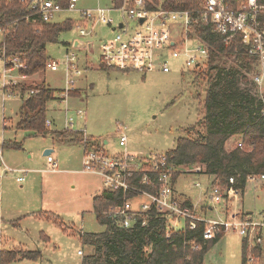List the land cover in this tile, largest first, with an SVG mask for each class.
Listing matches in <instances>:
<instances>
[{"label": "rangeland", "instance_id": "1", "mask_svg": "<svg viewBox=\"0 0 264 264\" xmlns=\"http://www.w3.org/2000/svg\"><path fill=\"white\" fill-rule=\"evenodd\" d=\"M107 6H111V0H79L77 9ZM109 16L117 20L121 13L111 11ZM80 20L77 10L64 11L55 17L57 24L72 23V28L62 31L56 42L47 44V57L59 63L56 71L45 68L25 78L19 76V70L6 73L4 59L9 57L6 58L3 48L0 49V169L9 166L26 171V174L9 171L0 181V251L41 250L42 258L37 264H81L83 258L93 252L91 246L82 243L80 234L105 230L97 220L92 203L93 197L102 191V180L84 171L82 143L61 145L49 135L32 130L15 133L23 102L21 89L15 87L29 88L44 80L56 90V98L47 105L46 120L52 122L49 129L64 130L67 117H73V129L84 131L90 140L111 155L125 151L142 158L166 154L176 146L177 139L186 134L184 129L194 126L203 116L207 79L204 76L196 78L195 72L184 68L183 57L169 58L172 68L169 73L155 70L145 75L137 71L106 69L100 62V43L110 38L113 31L99 24L96 36L84 38L77 29ZM2 38L0 32V42ZM76 40L93 42L92 50L73 47ZM72 52L77 55L81 71L70 87L77 92L69 93L66 99H58L59 91L67 88L65 55ZM207 63L204 62L198 71L206 69ZM226 65H234V61L227 59ZM247 85L258 93L253 82ZM28 93L26 90L24 98ZM120 125L127 136L126 146L119 143ZM15 138L22 144L21 150L2 146L4 139ZM239 140L238 136L229 138L225 148L231 150ZM48 149L54 150L53 156L58 162L54 170L44 155ZM197 168L189 173L181 172L177 177L174 184L177 193H181L178 198L189 197L194 203L210 202L207 192L213 177L199 173ZM23 175L25 180L18 182L16 178ZM197 183L201 185L196 186ZM263 208V192L255 182L248 181L244 194L240 193L235 200H226L216 206L217 211L207 212V216L223 215L231 221L234 213L241 215ZM42 210L57 215L65 228L50 218L33 216L34 212ZM222 228H225L224 236L206 253L204 264H243V238L225 226L217 228L216 235ZM42 233L49 241L41 238ZM15 264L36 263L26 259ZM248 264H264V259Z\"/></svg>", "mask_w": 264, "mask_h": 264}, {"label": "built area", "instance_id": "2", "mask_svg": "<svg viewBox=\"0 0 264 264\" xmlns=\"http://www.w3.org/2000/svg\"><path fill=\"white\" fill-rule=\"evenodd\" d=\"M10 3L13 0H0ZM30 10L28 20H41L53 23L58 13L77 10L80 23L77 25L81 37L96 36V26L107 25L113 35L101 40L100 62L106 69L120 71H137L148 74L155 70L164 73L171 72L169 58L183 57V67L188 71L199 68L210 57V46L200 35V28L210 25L213 32L224 37L225 41L241 35L248 52L256 60L257 70L251 75L258 96L264 104V0H111V6L96 9H77L79 0H20ZM121 13L117 20L110 18L109 13ZM143 20V21H141ZM0 32H5L3 29ZM93 43V42H92ZM94 45V43H93ZM74 47V46H73ZM5 72L25 68L20 57L13 56L4 59ZM65 70L67 88L59 93L61 99H66L75 77L81 74L78 58L75 53L65 55ZM59 63L47 59L45 68L56 71ZM25 78V74H20ZM80 115L82 111L78 112ZM262 113L264 114V108ZM66 129L74 130V118L67 117ZM47 127L52 122L46 120ZM120 145L126 146L127 136L118 127ZM83 132V169L97 175L102 180V190L122 192L127 196L121 204L114 206L109 217L125 229L137 224L147 225L149 213L155 209L167 220V234L186 227L194 230L198 222L204 224V240L213 239L216 229L225 226L239 234L247 243L248 263L264 259V209L256 212L234 213L231 221L227 216H207V212L217 211L216 206L235 200L241 193L233 186L234 177L229 178V185L211 183L208 189L210 202L194 203L180 200L173 182L176 167L168 163L166 154H155L151 157H138L129 152L115 155L108 154L103 147L96 146L93 140ZM239 147H243L239 140ZM1 153V150H0ZM47 161L54 170L57 160L47 155ZM198 172L200 173V169ZM26 174L25 170L5 166L0 169V181L9 171ZM137 174H140L137 177ZM18 182H23L25 176H18ZM248 181L255 182L264 189V174H253ZM158 190L151 192L141 185H149ZM196 186L201 184L197 183ZM255 250L261 256L254 254ZM81 254V251H78Z\"/></svg>", "mask_w": 264, "mask_h": 264}, {"label": "trees", "instance_id": "3", "mask_svg": "<svg viewBox=\"0 0 264 264\" xmlns=\"http://www.w3.org/2000/svg\"><path fill=\"white\" fill-rule=\"evenodd\" d=\"M67 4V0H63V5ZM28 14L30 10L20 0L10 3L1 1L0 31L5 29V32L0 49L3 48L6 58L20 57L26 66L19 72L32 76L45 70L47 44L56 42L62 31L72 28V23H46L39 19L33 22L27 19ZM262 19L264 20V15ZM200 32L210 46V57L206 69L198 71L199 67L190 72H195L196 78L204 76L207 79L208 87L202 102L203 116L194 126L184 129L186 134L179 137L176 146L166 153L168 163L176 167L173 182L181 172L189 173L194 171L193 168L199 167L200 173L213 177V183L229 185V178L234 177L233 186L244 194L248 177L264 174V104L258 93L247 85L252 82L248 76L257 70L256 60L249 54L241 35L225 41L223 36L213 32L210 25L202 26ZM227 59H232L234 65H226ZM15 88L21 89L23 97L16 129L33 130L37 134L50 135L63 142H82L81 131H58L47 127V105L56 98V90L50 88L44 80L29 88L22 89L20 85ZM26 90L29 93L24 98ZM75 92L77 91L72 89L69 91L70 94ZM58 99L61 98L58 96ZM234 136L240 137L243 147L236 145L227 150L225 143ZM3 145L15 149L21 147L20 143L10 140H6ZM141 186L151 192L159 188V184L155 188ZM127 196L129 194L106 190L94 196L93 208L97 220L105 226V230L101 233L80 234L82 243L93 249L81 264H204L206 253L224 236L225 228H222L213 239L204 240L205 226L198 222L194 230L187 224L166 237L167 220L155 209L149 213L147 225L122 228L108 214ZM36 216L50 218L65 228L57 215L39 212ZM41 238L49 241L44 233ZM254 253L261 256L259 250ZM41 258V250L15 248L0 252V264H15L26 259L37 264ZM243 264H248L245 240Z\"/></svg>", "mask_w": 264, "mask_h": 264}, {"label": "crops", "instance_id": "4", "mask_svg": "<svg viewBox=\"0 0 264 264\" xmlns=\"http://www.w3.org/2000/svg\"><path fill=\"white\" fill-rule=\"evenodd\" d=\"M4 124L6 125V122H4ZM4 129L5 130H7L8 129V127H7V125H6V127L4 126ZM15 129H16V127H15ZM66 129V128H65ZM17 131H19L18 129H16V131H15V133H17ZM21 131H24V130H21ZM29 131H31V130H29ZM61 131V130H60ZM76 131V130H75ZM32 132H34L35 133V131H33L32 130ZM50 136V135H49ZM51 138H52V140L55 142H58L59 144H61V145H70V144H72V143H69L68 142V140H65V142H63L62 140H60V139H55V138H53L52 136H50ZM8 140H10V139H7V141ZM6 141V139H4L3 140V142H2V146L3 147H7V146H4L3 145V143ZM10 141H13V142H17V143H20V142H18L17 140H16V138L14 139V140H10ZM94 142V141H93ZM75 143V142H74ZM77 144H81V143H78V142H76ZM21 144V143H20ZM96 146H98L97 144H96ZM9 148H11V147H9ZM13 149H15V148H13ZM22 149V144H21V147L20 148H18V149H16V150H21ZM48 150H50V152L47 154V155H49V154H51L52 156H53V152H54V150L53 149H48ZM45 152V151H44ZM83 152H84V150H83ZM130 153V152H129ZM1 155H2V152L0 153ZM46 155V156H47ZM54 157V156H53ZM47 160V159H46ZM48 162V161H47ZM204 175H206V174H204ZM208 176V175H207ZM209 177V176H208ZM259 188L261 189V191L263 192V194H264V189H263V187H260L259 186ZM179 193V192H178ZM179 194H181V193H179ZM98 195V194H97ZM183 196V195H182ZM185 197V196H184ZM94 198V197H93ZM190 198L189 197H186V201H188ZM2 200V192L0 191V201ZM191 200V199H190ZM191 202H192V200H191ZM92 203H93V199H92ZM264 209V208H263ZM262 209V210H263ZM39 212H47V211H38V212H34L33 213V216L34 217H36V218H40L39 216H36ZM251 212V211H250ZM47 213H49V212H47ZM1 220L2 219H0V222H1ZM1 252V251H0Z\"/></svg>", "mask_w": 264, "mask_h": 264}, {"label": "water", "instance_id": "5", "mask_svg": "<svg viewBox=\"0 0 264 264\" xmlns=\"http://www.w3.org/2000/svg\"><path fill=\"white\" fill-rule=\"evenodd\" d=\"M141 21H143V20H141ZM73 46L75 48H78V49H84V48H86V49L92 50L93 43L92 42L86 43V42H81L79 40H76V41H74ZM49 152H50V150H45L44 155H47Z\"/></svg>", "mask_w": 264, "mask_h": 264}]
</instances>
